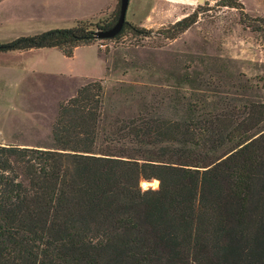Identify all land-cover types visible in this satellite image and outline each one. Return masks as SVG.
Here are the masks:
<instances>
[{"label": "trees", "instance_id": "1", "mask_svg": "<svg viewBox=\"0 0 264 264\" xmlns=\"http://www.w3.org/2000/svg\"><path fill=\"white\" fill-rule=\"evenodd\" d=\"M118 12L119 0L108 21L0 50L71 57ZM197 18L156 30L125 19L114 38L173 40ZM259 22L248 26L264 39ZM187 57L156 80L85 81L58 104L49 147L0 144V264H264V88L211 56Z\"/></svg>", "mask_w": 264, "mask_h": 264}, {"label": "rangeland", "instance_id": "2", "mask_svg": "<svg viewBox=\"0 0 264 264\" xmlns=\"http://www.w3.org/2000/svg\"><path fill=\"white\" fill-rule=\"evenodd\" d=\"M236 1L242 8L223 5L226 0H194L191 5L184 7V13L187 15L198 9L197 21L173 40L154 33L147 37L134 36L127 30L118 38L96 40L102 47L106 66L110 70L104 76L102 63H99L92 66L91 73L93 76L103 77L105 87L109 89L119 81L159 79L162 73L155 70L157 67H167L176 59L183 62L184 59L188 60V55L193 56V59L211 56L213 60L226 63L229 70L250 77L264 88V39L259 32L248 26L249 22L260 23L264 19V0ZM171 22L173 21L161 26ZM161 26L152 29L156 30ZM93 50V47H82L79 55H89ZM143 64L153 68L147 70L135 67ZM53 82L57 85L56 95L34 90L15 93L11 89L4 92L6 101L2 121L0 114V128L5 121V129L9 127L12 131L13 128H19L15 138L9 136L8 139L24 145H52L51 130L58 104L63 102L61 100L71 89H74L75 94L81 86L78 85L85 80L77 84V79L58 77L52 79ZM262 94L264 95V89ZM144 181H140L142 188H146ZM150 187L157 188L158 183Z\"/></svg>", "mask_w": 264, "mask_h": 264}, {"label": "crops", "instance_id": "3", "mask_svg": "<svg viewBox=\"0 0 264 264\" xmlns=\"http://www.w3.org/2000/svg\"><path fill=\"white\" fill-rule=\"evenodd\" d=\"M194 0H129L126 20L138 25L155 28L166 22L180 19L184 7ZM118 0H0V44L13 40L20 35H32L53 28H69L77 21H108L115 11ZM143 18V19H140ZM174 18V19H171ZM93 47L89 55H79V50ZM98 42H91L75 47L73 55L67 57L57 47L31 48L28 50H0V114L4 113V92L9 90L42 91L56 95L57 85L52 79H77V84L84 80L100 79L93 76L92 66L102 63L106 74V58ZM82 85L79 84L78 86ZM74 95V89L61 101ZM24 110V108H23ZM3 115L1 117V121ZM6 121L1 124L0 144L24 145L15 138L16 131L5 129Z\"/></svg>", "mask_w": 264, "mask_h": 264}, {"label": "water", "instance_id": "4", "mask_svg": "<svg viewBox=\"0 0 264 264\" xmlns=\"http://www.w3.org/2000/svg\"><path fill=\"white\" fill-rule=\"evenodd\" d=\"M128 2L129 0H119V12H118L117 20L111 27L107 29L95 30L94 38L96 40L112 39L120 32V30L122 29L124 25L125 19H126V11L128 7ZM3 47L4 46L0 44V49ZM143 183H144L143 185L146 186L145 189L149 188L152 185L150 180H145ZM158 185H159V181H158Z\"/></svg>", "mask_w": 264, "mask_h": 264}, {"label": "bare ground", "instance_id": "5", "mask_svg": "<svg viewBox=\"0 0 264 264\" xmlns=\"http://www.w3.org/2000/svg\"><path fill=\"white\" fill-rule=\"evenodd\" d=\"M151 182H153L154 184H152L153 186L155 185V182L154 181H151ZM144 184V183H143Z\"/></svg>", "mask_w": 264, "mask_h": 264}]
</instances>
